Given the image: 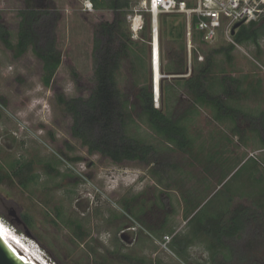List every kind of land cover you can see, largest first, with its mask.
I'll use <instances>...</instances> for the list:
<instances>
[{"label":"rangeland","instance_id":"1","mask_svg":"<svg viewBox=\"0 0 264 264\" xmlns=\"http://www.w3.org/2000/svg\"><path fill=\"white\" fill-rule=\"evenodd\" d=\"M85 1L0 0V26L14 46L20 13L42 16L34 23L35 49L18 55L0 39V219L25 238L28 247L20 249L43 264H264V35L256 46L224 38L211 45L193 40L192 54L202 55V63L210 51L224 49L213 55V87L223 77L237 81L232 99L223 102L238 113L217 119L214 107L196 105L186 95L183 81L192 72H185V64L184 72H168L180 45L185 61L184 16H159L160 97L155 101L152 93V102L186 127L191 146L181 151L153 132L140 108L138 93L149 87L151 71L150 24L143 12L144 27L136 37L129 19L143 0H129L124 15L116 17L119 34L112 46L101 25L115 15L108 9L87 11ZM171 17L184 27L176 42L168 34ZM120 42L129 46L115 75L126 106L123 132L153 146L149 164L117 166L89 155L72 137L71 115L60 103L89 98L101 56L117 51ZM51 43L61 63L47 86L38 55ZM76 157L80 160H70ZM18 163L29 165L28 175L35 176L25 187L14 174ZM206 204L204 225L208 215L222 213L227 220L235 210H246L243 233L224 242L216 261L209 240L195 232L199 219L189 222Z\"/></svg>","mask_w":264,"mask_h":264},{"label":"trees","instance_id":"2","mask_svg":"<svg viewBox=\"0 0 264 264\" xmlns=\"http://www.w3.org/2000/svg\"><path fill=\"white\" fill-rule=\"evenodd\" d=\"M89 1L92 3L93 9H108L115 15V19L112 23H104L101 25L102 33L107 35L108 44L111 46L114 45L116 42V35L119 34V24L116 17L119 14L124 15V10L129 8V0ZM20 16L22 18V24H20V31L18 32L15 46L10 41V34L0 26V39L5 48L13 52L16 50L18 55L24 53L29 46H32L33 49L36 48L35 41L33 40L34 23L42 17L41 14L36 11H24L20 13ZM171 18L173 20L168 23V34L173 38L172 42H176L183 36L184 33L182 31L184 27L178 25L177 20H174L175 17ZM263 21L264 19L240 26L233 36V42L238 45L249 43L256 46L259 39L264 35ZM120 34L123 35L122 33ZM128 48L129 46L127 43L120 42L117 51L105 50L95 70L94 76L96 86L87 100H82L81 98L71 99L68 102H65L63 99L60 100V103L64 105L67 113L71 115L72 137L80 140L84 146H87V153L89 155L98 154L117 166L131 162L149 164L152 155L155 154L152 145L146 144L133 137H128L123 132L126 106L121 101L119 91L117 90L115 75L118 62L122 56L126 54ZM223 50L224 49L210 51L203 63L197 62L195 59V65L191 75L183 81L184 90L189 99L196 105L214 107L217 112V119H221L223 115L231 118V113H238L225 106L223 102V99H232L234 88L236 87L235 82L237 81L228 77H223L218 79L219 87L215 88L212 85L213 81L209 80L210 71L213 66V55ZM184 51V47L180 45L179 50L175 53V58L170 59L171 66L168 72H184ZM38 56L41 61H43L44 70L48 72L44 80L45 85L48 86L50 78L60 66V54L56 46L51 43L47 45L46 50ZM138 99L140 108L146 116L153 132L181 151L188 150L191 146V142L187 136L186 127L171 120L160 110L154 108L152 93L149 92L147 87L139 90ZM261 124L264 127L263 121H261ZM235 131H238V129H235ZM70 160L79 161L80 158L76 157ZM13 168L15 169L14 174L19 178V184L22 187H25V184L29 181L35 180V176L28 175L31 171L29 165L25 166L18 163ZM198 207H196L193 212L196 211ZM206 207L207 204L196 213L194 212L195 214L189 222L194 223L195 220L199 219L200 227L195 232H201L202 236L205 235L207 240H209L211 256L213 261H216V258L223 255L221 248L224 247V242L234 241L243 233L246 210H235L227 220L223 219L224 214L222 213L216 216L208 215V223L204 225L200 218ZM22 221L25 225H30L29 220L25 217H22ZM15 231L18 233L17 230ZM140 263L144 264L145 262L141 260Z\"/></svg>","mask_w":264,"mask_h":264},{"label":"built area","instance_id":"3","mask_svg":"<svg viewBox=\"0 0 264 264\" xmlns=\"http://www.w3.org/2000/svg\"><path fill=\"white\" fill-rule=\"evenodd\" d=\"M84 9L92 11V3L84 2ZM143 12L149 16L150 37L148 41L150 65L153 70L154 60V33L158 35L160 15H183L185 18V72L191 73L192 59L197 62L203 61V56L196 52L192 54L193 40L202 44L211 45L219 38L233 42L231 32L236 24L248 25L264 19V0H194L193 5H188L182 0H143L133 10L130 17L131 33L138 37L144 27ZM136 20L138 23H136ZM237 30V29H236ZM235 30V32H236ZM236 45V44H235ZM160 44L158 50V65L160 68ZM156 100V99H155Z\"/></svg>","mask_w":264,"mask_h":264},{"label":"bare ground","instance_id":"4","mask_svg":"<svg viewBox=\"0 0 264 264\" xmlns=\"http://www.w3.org/2000/svg\"><path fill=\"white\" fill-rule=\"evenodd\" d=\"M136 23L138 21L136 20ZM154 60H153V75H154V96L155 99H159V82L161 80V75L159 72V65H158V50H159V37L157 33H154ZM156 101V100H155ZM0 235L14 248L19 249L22 255H24L27 259H24L29 264H43L41 261L37 262L34 260L33 256L29 253L26 249L21 250L20 245L23 247V244L26 245L23 240L14 232L12 229L8 228V226L0 219ZM28 247V245H26ZM30 247V246H29ZM31 249V248H30ZM32 250V249H31ZM34 252V250H32ZM37 256V254L34 252ZM29 257V258H28ZM41 259V258H40ZM37 260V259H36ZM43 261V259H42ZM44 262V261H43Z\"/></svg>","mask_w":264,"mask_h":264},{"label":"water","instance_id":"5","mask_svg":"<svg viewBox=\"0 0 264 264\" xmlns=\"http://www.w3.org/2000/svg\"><path fill=\"white\" fill-rule=\"evenodd\" d=\"M240 27V24H236L231 32L234 36L235 30ZM154 75L153 70L150 71L149 87L150 93L154 92ZM0 264H29L23 257L0 235Z\"/></svg>","mask_w":264,"mask_h":264},{"label":"clouds","instance_id":"6","mask_svg":"<svg viewBox=\"0 0 264 264\" xmlns=\"http://www.w3.org/2000/svg\"><path fill=\"white\" fill-rule=\"evenodd\" d=\"M7 225V224H6ZM8 226V228H10V229H12L14 232H16L11 226H9V225H7ZM17 233V232H16ZM17 235H19V234H17ZM19 236H21V238H22V235H19ZM22 239H25V238H22Z\"/></svg>","mask_w":264,"mask_h":264}]
</instances>
